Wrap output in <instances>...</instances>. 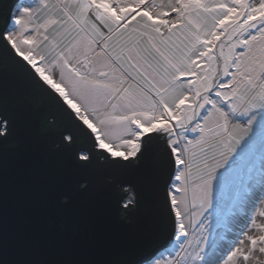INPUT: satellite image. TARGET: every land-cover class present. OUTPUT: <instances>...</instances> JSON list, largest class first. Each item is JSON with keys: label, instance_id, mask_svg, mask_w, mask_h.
Listing matches in <instances>:
<instances>
[{"label": "snow or ice", "instance_id": "snow-or-ice-1", "mask_svg": "<svg viewBox=\"0 0 264 264\" xmlns=\"http://www.w3.org/2000/svg\"><path fill=\"white\" fill-rule=\"evenodd\" d=\"M0 21V264H264V0Z\"/></svg>", "mask_w": 264, "mask_h": 264}, {"label": "water", "instance_id": "water-1", "mask_svg": "<svg viewBox=\"0 0 264 264\" xmlns=\"http://www.w3.org/2000/svg\"><path fill=\"white\" fill-rule=\"evenodd\" d=\"M18 2V0H8L7 4L9 5V7H12L14 5H16V3ZM2 22V21H0ZM145 255H148L149 254V250H145Z\"/></svg>", "mask_w": 264, "mask_h": 264}, {"label": "flooded vegetation", "instance_id": "flooded-vegetation-1", "mask_svg": "<svg viewBox=\"0 0 264 264\" xmlns=\"http://www.w3.org/2000/svg\"><path fill=\"white\" fill-rule=\"evenodd\" d=\"M7 2H8V0H7ZM18 3H21V1H20V0H18V2H17L16 4H18Z\"/></svg>", "mask_w": 264, "mask_h": 264}, {"label": "rangeland", "instance_id": "rangeland-1", "mask_svg": "<svg viewBox=\"0 0 264 264\" xmlns=\"http://www.w3.org/2000/svg\"><path fill=\"white\" fill-rule=\"evenodd\" d=\"M21 1V0H20Z\"/></svg>", "mask_w": 264, "mask_h": 264}]
</instances>
